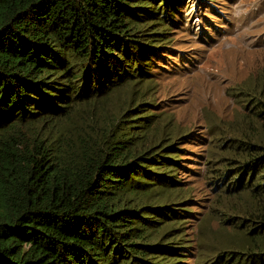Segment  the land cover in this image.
I'll return each mask as SVG.
<instances>
[{
    "label": "trees",
    "instance_id": "16d2710c",
    "mask_svg": "<svg viewBox=\"0 0 264 264\" xmlns=\"http://www.w3.org/2000/svg\"><path fill=\"white\" fill-rule=\"evenodd\" d=\"M192 4L0 0V264H188L195 142L209 193L229 200L217 221L241 234L210 264H264V77L232 88L243 115L198 134L171 133L157 98Z\"/></svg>",
    "mask_w": 264,
    "mask_h": 264
},
{
    "label": "rangeland",
    "instance_id": "374dc122",
    "mask_svg": "<svg viewBox=\"0 0 264 264\" xmlns=\"http://www.w3.org/2000/svg\"><path fill=\"white\" fill-rule=\"evenodd\" d=\"M200 5L198 0L197 16L194 4L184 8L181 29L154 69L157 98L164 101L174 135L198 134L212 119L233 122L244 112L229 95L235 92L232 88L251 86L254 78L264 77V0H215L204 4L206 8ZM203 16H210L209 24ZM185 146L195 154L185 155L191 160L184 161L189 171L181 177L186 189L181 197L192 196L201 206L193 209L201 214L189 233L196 232L199 246L188 264H210L217 251L234 247L229 242H240L241 234L217 221L229 200L220 192L208 191L203 159L198 156L204 146L196 142Z\"/></svg>",
    "mask_w": 264,
    "mask_h": 264
}]
</instances>
